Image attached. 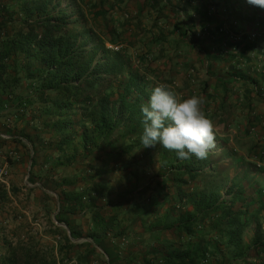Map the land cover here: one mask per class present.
I'll list each match as a JSON object with an SVG mask.
<instances>
[{
    "label": "trees",
    "instance_id": "trees-1",
    "mask_svg": "<svg viewBox=\"0 0 264 264\" xmlns=\"http://www.w3.org/2000/svg\"><path fill=\"white\" fill-rule=\"evenodd\" d=\"M131 1L139 8L134 15L127 13ZM195 1L0 0V144L23 145L28 180L39 179V193L56 200L55 217L65 226L48 231L62 254L53 264H92L94 256L104 264H264V180L256 175L263 169V146L257 143L250 153L256 162L245 163L222 142V155L231 159L221 163L214 151L207 159L181 160L175 151L141 142L142 106L156 85L168 84L156 60H174L157 49L168 35L157 22L177 16L173 32L188 38L182 64L194 70L198 57L204 64L225 60V53H210L195 20L204 29L211 20L230 22L217 29L225 41V24L239 33L238 22L251 19L250 7L238 11L243 0ZM261 10L256 18L264 23ZM112 11L120 18H112ZM151 11L156 22L144 25ZM181 11L187 17L180 18ZM223 11L235 17L223 19ZM137 46V56L127 53ZM209 85L204 83L205 91ZM231 92L229 81L216 86L218 107L225 108ZM216 111H209L212 119ZM8 202L0 182V218ZM79 238L86 240L73 241ZM34 242L5 241L0 264H46Z\"/></svg>",
    "mask_w": 264,
    "mask_h": 264
},
{
    "label": "rangeland",
    "instance_id": "rangeland-1",
    "mask_svg": "<svg viewBox=\"0 0 264 264\" xmlns=\"http://www.w3.org/2000/svg\"><path fill=\"white\" fill-rule=\"evenodd\" d=\"M86 1L90 3V2H97L98 0H86ZM185 4H186V2H185ZM185 4H181V6L184 7ZM248 6H250V8H251L250 13L252 16L257 14L254 16L255 18H256V16L259 17V14H262V12H263L261 10V8H259L257 6H253V5H248ZM86 11H87V8H86ZM259 11H261V12H259ZM127 13H129V12H127ZM155 15L156 14L153 11H151L149 15L146 14V17L147 16L150 17L149 22H147L148 26H152L156 22L154 20ZM181 15L182 16H180V18L187 17L186 13L184 11H181ZM110 16L112 18H118V17L120 18V14L115 13L114 11H112L110 13ZM222 16L224 18L228 17V16L231 17V13L226 14V12L223 11ZM175 17H177V16L169 17V19L167 21L161 20L157 23L161 28L165 27L164 30H166L168 33V31H170V29H172V31H173V29H175L174 28L175 23H176ZM233 22H235V21L232 20V23ZM91 23L94 24V20H92ZM158 28H156V31H155L156 33H158L160 31ZM263 28H264V26H263ZM97 29H99V28H97ZM203 36L204 35L201 34V39H203ZM179 41L181 42L180 46L182 48H188L185 45L186 42L188 41V38H183V36L180 34ZM236 41H239V40H236ZM148 43H150V42H148ZM143 44H144V42L141 41L139 44L140 47ZM166 46H167V44H166ZM138 47L139 46L127 48V53L129 55H131L132 57L137 56L138 53H140ZM148 47H150V46H148ZM169 47L171 48L169 51L174 49L173 45H169ZM167 54H168V56L172 55L174 60H170V62H169L168 58H167V60L166 59L156 60L157 65L159 63V65L163 68L162 78L166 79V81H168V84L174 90H176L180 95H182L184 97H188V96H191L194 94L204 96L206 99V104L204 106L205 111L209 115H211V113H209V111L214 112L215 110H217L216 112L218 113V115L221 116L220 119L221 118L225 119L224 122H220L218 116L216 118H213V120L215 121V124H216V147H215V149L212 150L215 153V159L220 160L221 163H229L231 158L223 156L224 155V152L222 151L223 146L220 145L222 142H226L225 145L227 146V148L238 151L240 153V155L243 156V161H245V163L249 162V161L251 163L256 162L257 159L252 157L250 155V153H252V151H253V149L257 143L260 144L261 146L262 145L264 146V137L260 140L259 137L255 133L252 134L250 132V128L252 126L251 122H254V121L253 120L250 121L249 114L251 112H254V110L255 111L258 110V112L261 113L262 108H260L259 105H257V107L254 108L253 110L249 109L248 106H246V107L243 106V107L237 108L238 105L243 103L242 100L238 101V99H237L239 94L241 97H243L240 90H238L236 93H234L231 98H228V102L226 105H230V106L225 105V108L218 107L219 105H221V98L219 96H217V94H215V91L213 89H207V91H205L204 86H203V82L206 81L205 79H207V77H208L207 76L209 73L208 70L211 69V63L209 62L207 67H202L200 64L197 63V65H198L197 67H199L198 71L196 70V68L194 70L191 68L186 69V67H184L182 64L184 53H167ZM176 54H180V56H176ZM175 58L177 61H179L180 64H178L177 66H174V68L170 69L171 63H176ZM196 61H197V59H196ZM209 61H210V59H209ZM211 61L213 62L214 60H211ZM212 64H214V63H212ZM164 68H166V69H164ZM206 68H208L207 71H206ZM214 73L218 74V76L220 77L221 74L219 71V66H216ZM169 76L172 78H170ZM219 77H217V78H219ZM209 78H210V76H209ZM169 79H171L172 81H170ZM213 79L214 78H212V80ZM240 89H241V87H240ZM258 90H259V88H258ZM259 102L261 103L262 101H259ZM234 112L236 113L235 116L233 115ZM228 113H231L233 116L231 114H228ZM226 115H228V117L230 116L231 118H233L231 123L226 120V118H228ZM247 130H249V133ZM11 146H12V143L1 142V144H0V165L7 166V168L9 169L10 174L8 176V179H10V177H13L12 175H15V173L12 170V168H15V167H11V163H10L8 157L10 156V157H12V159H16V161H19L21 159V156L19 157V155L16 154L15 150L12 149ZM41 153H42L41 155H43L42 157L44 158L45 157L43 154L44 152H41ZM26 159H25V162H26L27 166L29 165V167H30V161H28V163H27L28 159L27 160ZM253 159H255V161ZM245 163H242L241 165L237 166V168H239V170H241L244 167ZM260 165H261V163H258V166H260ZM157 168H158V165H155V166H153V170L149 169L148 172L153 173V171H155V169H157ZM237 168H236V166L231 167L229 169L230 173L231 174L235 173L237 171ZM37 169L39 170V167H37ZM65 172L70 174L72 172V168L66 169ZM25 174H26V172H25ZM28 179H29V174H28ZM0 182H2V181H0ZM30 186H36V188L41 187V182L39 179H35L34 183L28 180V181H26L25 185L21 186L22 190H20V191H22V193H28V191H29L28 187H30ZM49 191L52 193V191L50 189H49ZM12 215H13V221L6 223V224H4L0 218V257L3 256V254L6 252L7 248L9 247V244H5V241L7 243H10L11 245H21V242H25V241L29 240L28 234L31 233V235H32L31 237H32L33 241H35L34 242L35 243L34 244L35 245V251L40 252L39 258L42 259V262H45L46 264H53L56 259L62 258V254L57 252V247H58L57 244L59 241L57 239V237L53 238L52 235L46 236V233H48V231H51L55 225H60L63 227L65 226L63 223L59 222L56 219L55 215L53 217L52 213H51V215H47L43 210L37 211V219H38L37 221H36L35 216L32 217V221H29L28 219L26 221H22L21 219L19 221H16L15 220V213H12ZM4 229L8 230V236H6V237L3 236V230ZM53 239L57 241V244L53 242ZM37 249H39V250H37ZM73 262H74V264H77V261H75V260H73L71 263L69 261H64V263L62 261H60V262L58 261V264H73ZM92 264H104V260L101 257H98V256L95 257L94 256V258H92Z\"/></svg>",
    "mask_w": 264,
    "mask_h": 264
},
{
    "label": "crops",
    "instance_id": "crops-1",
    "mask_svg": "<svg viewBox=\"0 0 264 264\" xmlns=\"http://www.w3.org/2000/svg\"><path fill=\"white\" fill-rule=\"evenodd\" d=\"M197 1H195V2H197ZM221 1H223V0H221ZM233 1H235V0H233ZM233 1L229 0L228 4H232ZM248 5H250L248 3V0H243L241 3V7L237 6L238 8H240L238 11L243 9V7L244 8L250 7ZM138 10H139V8L137 7L136 4H134V2L130 3L129 11H128L129 14L134 15V14H136V12H138ZM238 11H237V14H238ZM259 12H261V11H259ZM230 13H231V11H230ZM235 13L236 12L232 11L231 17H235ZM219 14H221V12ZM249 16L251 17L250 20L239 21L238 25L235 29V30H239V33L241 35V37H239V39H238L239 41H235V40L231 39L229 34H228L229 36L226 35V40L224 41V39L220 38L221 37L219 35L220 32H219V34H217L218 28H220L224 23L229 25L230 22L229 23L228 22L217 23V22H215V20H211L207 24L205 23L206 27L204 29L201 21H198V19L195 20V22L199 26V33L204 35L203 39H202V40H204L203 41L204 45L209 48V51H211L210 53H225V60L224 61H217L216 60L213 62L210 60V61H206L204 64L203 61H201L202 58L198 57L197 61L194 64L195 65L194 69L196 68V70L198 71L199 67H197L198 66L197 63L200 64L202 67H207V65L210 62L211 63V69L208 70V68H206V71L208 70L209 73L207 75L208 76L207 79H205L206 81H210V85H209L208 89H213L215 91L216 86L221 81H223V82L229 81L231 83L232 92L229 94L228 98H231L232 95L234 93H236L238 90H240V92L243 95V97H241L240 94L238 95V98H237L238 101L242 100L243 103L238 105L237 108L243 107V106L244 107L248 106L249 109L253 110L254 108L257 107V105H259L260 108H262L261 113L258 112V110H256V111L254 110V112H251L249 114L250 121H252V120L254 121V122H251L252 126L250 128V132L252 134L255 133L259 137V139L261 140L264 137V30H263L264 29L263 28L264 23H259V19L255 18V17L253 18L251 13H249ZM259 16L260 17L263 16V12H262V14H259ZM147 17H149V16H147ZM221 17L224 18L222 15H221ZM145 18H144L145 22H143V23H144V25H148L147 22H149L150 18H146V19ZM252 19H254V20H252ZM163 28L165 29V27H163ZM207 28H209V29L207 30ZM164 29H163V31L166 33V35L168 34L167 39L161 45H159L157 49L165 51L166 53H185V52H183L184 50H182L183 48L180 46V43H181L179 41L180 33L177 34L176 32H173L172 29H170L171 34H169ZM218 31H219V29H218ZM231 31L234 33H237L232 29H231ZM252 33H256V35H257V38L254 40V42L248 40ZM214 36H215V38H214ZM258 37H260V38H258ZM215 39H218V40L221 39V41H219V45H217ZM242 40H244L243 43L246 42V44L238 43V42H241ZM166 44H167V46H166ZM233 44L236 45V47L233 46ZM169 45H173L174 49L169 51L171 49L169 47ZM237 53H239V54H237ZM212 63H214V64H212ZM216 66H219V71L221 74L220 77L218 76V74L214 73ZM232 73H239V75H242L243 77H240V76H238L237 78L230 77V75H232ZM209 76H210V78H209ZM217 77H219V78H217ZM212 78H214V79L212 80ZM252 79H257L258 82L252 83L251 82ZM206 81L203 82V86H204V83ZM240 87H241V89H240ZM221 88H222V86L218 87V93L222 90ZM258 88H259V90H258ZM217 96H218V94H217ZM259 101H262L261 103L263 105ZM227 102H228V99H227ZM227 106H230V105H227ZM228 114H231V113H228ZM233 115L235 116L236 113L234 112ZM226 116L228 117V115H226ZM220 117L221 116L218 115L219 121H220ZM223 120H225V119H223ZM226 120L231 123L233 118H231L229 116L228 118H226ZM0 125H2V123H0ZM247 131L249 133V130H247ZM8 143H12V146H11L12 149L15 150L16 154H18L19 157L21 156V159L19 161H16V159L12 160L13 163L11 164V167H15V168H12L15 175H12L13 177H10V179H7L5 182H2L5 184L6 189L9 192V199H10V202L5 203L4 207L2 208V210H3L2 214H1L2 222L4 224H6V223L13 221L12 213H15V220L16 221H19L20 219L22 221H26L27 219L29 221H32V217H34V216L36 217V221H37L38 220L37 219V211H41V210H43L45 213L46 212L50 213L49 215H51V213H52V215L54 217V215H56V213L58 211V209H57L58 206L56 205V200L54 201V199H52V198L49 199L48 196L42 195L41 193H39L40 191L38 190V188H36V190H33V191H28V193H22V191H20V190H22L21 186L25 185L26 181H28V174L30 173V169H31V167H29V165L27 166L25 159L26 158L28 159V160L26 159L27 163L30 160L27 156V149L25 147H23V145L15 144L13 142H8ZM252 153H254V152H252ZM35 169L37 170V167ZM25 172H26V174H25ZM256 175H257V177L264 180V162H263V169L260 170V172H258ZM12 188H16L17 193H13L11 191ZM51 194H53L57 198V195L55 193H51ZM248 234L252 235L253 232L251 231ZM47 235H51V234L46 233V236ZM3 236L4 237L8 236V230L7 229L3 230ZM28 236H29V239H32L31 233H29ZM54 236H53V238H55ZM85 240H86V238L73 239L74 242H82ZM53 242L57 244V241L54 239H53Z\"/></svg>",
    "mask_w": 264,
    "mask_h": 264
},
{
    "label": "clouds",
    "instance_id": "clouds-1",
    "mask_svg": "<svg viewBox=\"0 0 264 264\" xmlns=\"http://www.w3.org/2000/svg\"><path fill=\"white\" fill-rule=\"evenodd\" d=\"M253 6L264 8V0H248ZM202 95L184 97L167 83L156 85L144 106V148L160 147L175 151L181 160L207 159L216 147V124L205 111ZM74 264V262H73Z\"/></svg>",
    "mask_w": 264,
    "mask_h": 264
},
{
    "label": "built area",
    "instance_id": "built-area-1",
    "mask_svg": "<svg viewBox=\"0 0 264 264\" xmlns=\"http://www.w3.org/2000/svg\"><path fill=\"white\" fill-rule=\"evenodd\" d=\"M233 24L236 25V21L233 22ZM221 31H223L225 33H229L230 38L235 40V41L238 40L239 37H241V35L239 33H234L232 31H230L228 29L227 25L222 27ZM256 37H257L256 33H252L250 36L251 39H255ZM1 137L4 139H10L11 138L9 135L3 134V133H1ZM263 154H264V151H263ZM9 174H10V171L7 168V166L0 165V181L5 182L8 179Z\"/></svg>",
    "mask_w": 264,
    "mask_h": 264
}]
</instances>
